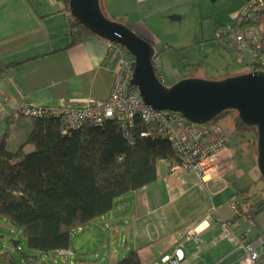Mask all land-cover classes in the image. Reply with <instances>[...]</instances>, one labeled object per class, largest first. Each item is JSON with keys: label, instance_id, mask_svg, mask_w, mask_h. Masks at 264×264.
<instances>
[{"label": "crops", "instance_id": "1", "mask_svg": "<svg viewBox=\"0 0 264 264\" xmlns=\"http://www.w3.org/2000/svg\"><path fill=\"white\" fill-rule=\"evenodd\" d=\"M246 1L128 0L135 8L134 15H160L172 23L184 21L187 13L208 17L219 13L222 17L215 29L236 20ZM100 3L102 7V0ZM69 16L63 0H0V142L10 152L21 145L25 152L33 150L32 144H25L33 119L15 117L21 103L58 107L90 98L104 100L111 92L119 67L117 51L98 36L68 46ZM139 21L135 31L153 44L152 32ZM244 64L249 65L247 60ZM160 75L157 72L159 79ZM216 123L228 137L219 157L223 164L220 176L202 185L194 173L167 160L158 161L153 182L123 195L108 213L90 223L104 237L111 229L114 233L99 264H114L132 250L142 264L160 263L164 257H176L179 264H240L242 251L221 236L217 219L206 214L214 207L219 218L229 220L235 207L247 210L250 187L244 168H254L256 158L249 153L242 159L243 144L231 120L222 117ZM199 224L194 242L187 238V231ZM39 254L23 253L22 257L29 264H38Z\"/></svg>", "mask_w": 264, "mask_h": 264}, {"label": "trees", "instance_id": "2", "mask_svg": "<svg viewBox=\"0 0 264 264\" xmlns=\"http://www.w3.org/2000/svg\"><path fill=\"white\" fill-rule=\"evenodd\" d=\"M68 28V46L96 36L71 15ZM229 111L235 110L224 111L211 122ZM32 119L25 143L33 145L32 151L25 152L21 145L10 152L0 142V219L22 231L27 246L40 254L68 250L72 230L85 228L108 213L120 197L153 182L158 161L178 162L168 139L137 117L133 144L115 119L68 135L61 133L56 116ZM233 127L236 136L254 132L257 144L256 128L242 122L237 112ZM249 206L247 213L254 219L264 210V197ZM114 264L142 262L132 250Z\"/></svg>", "mask_w": 264, "mask_h": 264}, {"label": "built area", "instance_id": "3", "mask_svg": "<svg viewBox=\"0 0 264 264\" xmlns=\"http://www.w3.org/2000/svg\"><path fill=\"white\" fill-rule=\"evenodd\" d=\"M215 39L238 62L242 60L241 57H247L253 71L264 72V0H247L236 20L216 27ZM108 45L117 51L119 67L107 99L90 98L82 103L69 102L58 107L25 102L18 106L15 117L56 116L61 121L63 135L86 125L100 126L108 119H115L129 144H133L132 131L137 117L141 122L155 126L168 139L178 157L177 164L173 166L194 173L202 185L208 179L219 177L223 167L219 159L220 153L228 145V137L222 127L215 122L193 123L178 112L146 106L137 88L131 85L134 57L123 46L112 42H108ZM152 65L157 75L159 65L156 57H153ZM217 215V210L211 207L206 217H215L221 236L242 251L240 264H264V238L254 230L255 221L247 210H238L235 207V215L229 220L221 219ZM199 226L200 224L187 231L188 239L197 242ZM77 229L71 233H76ZM58 252L63 256L68 254L67 250ZM155 264L179 262L176 257H164L160 263Z\"/></svg>", "mask_w": 264, "mask_h": 264}, {"label": "rangeland", "instance_id": "4", "mask_svg": "<svg viewBox=\"0 0 264 264\" xmlns=\"http://www.w3.org/2000/svg\"><path fill=\"white\" fill-rule=\"evenodd\" d=\"M102 4L103 9L101 3L100 7L106 18L124 23L134 32H136L137 19H140L152 32L156 39L152 45L159 65L160 71L158 72L161 74L160 79L167 87L172 86L181 79L222 80L251 70L249 65L244 64L247 57H244L245 59L241 57L243 63L239 65L240 62L238 63L237 59L231 56L229 50L217 43L215 26L216 22L221 21L222 17L219 13L216 14V17L187 13L184 21L172 23L163 19L160 15L152 18H149L150 16L138 17L134 15L136 13L135 8L128 0H123L122 4L118 0H102ZM123 12H127V14ZM132 25L133 27H131ZM235 116V111H229L223 118L225 117L227 122L231 120L233 123ZM236 137L243 144L242 159L250 154L255 159L256 140L254 132L245 133L244 135L239 134ZM254 163V168L251 166H247V170L244 168L247 186L250 187L248 197L250 201L248 202L253 207L264 197V180L257 168V159ZM254 220L257 223L254 230L260 232V236L264 238V210L256 214ZM6 225L5 220L0 219V257L5 258L3 260L0 258V264H29L24 261L22 254H31L36 251L27 246L22 231L11 229ZM98 233L99 230L95 228L94 224L77 229L76 233L72 234L70 250L67 251V255L63 256L57 251H50L39 254L37 263H103L105 250L112 243L114 233L112 229L109 231V236L106 237L102 233ZM124 256L125 254L121 258Z\"/></svg>", "mask_w": 264, "mask_h": 264}, {"label": "water", "instance_id": "5", "mask_svg": "<svg viewBox=\"0 0 264 264\" xmlns=\"http://www.w3.org/2000/svg\"><path fill=\"white\" fill-rule=\"evenodd\" d=\"M70 15L96 36L123 46L135 59L131 85L144 104L156 110L182 114L193 123L205 124L227 110L257 131V168L264 180V72L252 71L222 80L181 79L165 86L157 77L153 45L122 22L106 18L100 0H68Z\"/></svg>", "mask_w": 264, "mask_h": 264}]
</instances>
